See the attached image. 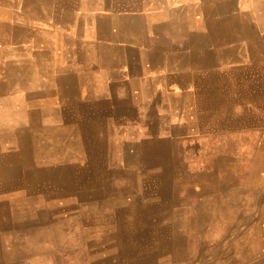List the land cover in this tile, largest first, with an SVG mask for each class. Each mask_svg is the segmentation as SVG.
<instances>
[{"label":"crops","instance_id":"crops-1","mask_svg":"<svg viewBox=\"0 0 264 264\" xmlns=\"http://www.w3.org/2000/svg\"><path fill=\"white\" fill-rule=\"evenodd\" d=\"M260 179L264 0H0V264H236Z\"/></svg>","mask_w":264,"mask_h":264},{"label":"rangeland","instance_id":"rangeland-1","mask_svg":"<svg viewBox=\"0 0 264 264\" xmlns=\"http://www.w3.org/2000/svg\"><path fill=\"white\" fill-rule=\"evenodd\" d=\"M237 185L238 189H259L262 190V193L258 198H254L255 200L252 199L253 205L251 208L248 203V198H245L243 203H240L242 199H238L237 227L235 229V234L231 236L230 239H228V237L226 238V241H224V243H222V246L219 247L218 252L219 254H236V264H263L261 259V233H264V231L262 230L264 226L260 225V223L262 222V215L264 216V214H262V211L264 210V179L262 181L261 179L258 181L253 180L251 182L240 181ZM251 223H253L254 225L258 223L259 226L257 225L256 229L252 230L253 235L249 236L248 233L250 232ZM217 232L222 234L226 231L220 230ZM45 233L51 235V228L46 229ZM60 235L61 237L64 236L63 234ZM196 248L200 249L198 244L195 245V248H193V250H195ZM211 248L212 247L206 248L207 252L208 249Z\"/></svg>","mask_w":264,"mask_h":264},{"label":"bare ground","instance_id":"bare-ground-1","mask_svg":"<svg viewBox=\"0 0 264 264\" xmlns=\"http://www.w3.org/2000/svg\"><path fill=\"white\" fill-rule=\"evenodd\" d=\"M122 6H123V5H122ZM123 7H124V6H123ZM124 8H125V7H124ZM171 76H172V75H171ZM86 128H87V127H86ZM41 217H42V216H41ZM124 233H125V237H127V236L129 235V234H128V230H125ZM119 234H121L120 231H116V232H115V235H114V233H113V235H112V234H111V231H110V232H109V236H110L109 238L117 237ZM111 235H112V236H111Z\"/></svg>","mask_w":264,"mask_h":264}]
</instances>
